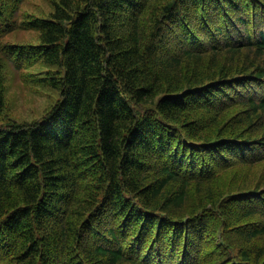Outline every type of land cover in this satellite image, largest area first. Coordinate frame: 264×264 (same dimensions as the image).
<instances>
[{
    "label": "trees",
    "instance_id": "obj_1",
    "mask_svg": "<svg viewBox=\"0 0 264 264\" xmlns=\"http://www.w3.org/2000/svg\"><path fill=\"white\" fill-rule=\"evenodd\" d=\"M23 1L0 52L58 97L0 124V264H264V0H57L2 43Z\"/></svg>",
    "mask_w": 264,
    "mask_h": 264
},
{
    "label": "rangeland",
    "instance_id": "obj_2",
    "mask_svg": "<svg viewBox=\"0 0 264 264\" xmlns=\"http://www.w3.org/2000/svg\"><path fill=\"white\" fill-rule=\"evenodd\" d=\"M57 0H24L14 17L16 27L6 33L2 43L37 44L40 42L39 32L27 29L24 21L30 17L47 16L52 11ZM0 63H2L5 75V104L0 113V124L13 119L19 121H32L39 118L58 97L57 91L50 87L38 85L36 81L45 74L46 67L41 63L24 69H17L11 60L0 52ZM25 78L27 80L25 81ZM255 169L260 173L259 164ZM233 168L232 170H236ZM223 183L226 180L222 181Z\"/></svg>",
    "mask_w": 264,
    "mask_h": 264
}]
</instances>
